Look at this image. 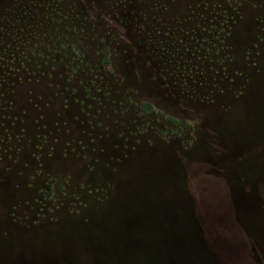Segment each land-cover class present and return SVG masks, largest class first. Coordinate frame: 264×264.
I'll return each instance as SVG.
<instances>
[{
	"label": "rangeland",
	"instance_id": "374dc122",
	"mask_svg": "<svg viewBox=\"0 0 264 264\" xmlns=\"http://www.w3.org/2000/svg\"><path fill=\"white\" fill-rule=\"evenodd\" d=\"M0 264H264V0H0Z\"/></svg>",
	"mask_w": 264,
	"mask_h": 264
},
{
	"label": "trees",
	"instance_id": "16d2710c",
	"mask_svg": "<svg viewBox=\"0 0 264 264\" xmlns=\"http://www.w3.org/2000/svg\"><path fill=\"white\" fill-rule=\"evenodd\" d=\"M146 107H149V111L151 110V105L150 104H146Z\"/></svg>",
	"mask_w": 264,
	"mask_h": 264
}]
</instances>
